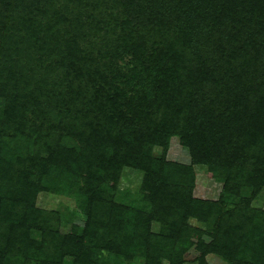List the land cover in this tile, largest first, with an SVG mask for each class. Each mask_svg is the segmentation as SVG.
Masks as SVG:
<instances>
[{"label": "trees", "instance_id": "1", "mask_svg": "<svg viewBox=\"0 0 264 264\" xmlns=\"http://www.w3.org/2000/svg\"><path fill=\"white\" fill-rule=\"evenodd\" d=\"M50 9L57 25L26 22ZM2 21L54 44L34 55L26 36H0V264H264V210L251 208L264 190V0H0ZM176 135L190 164L152 151ZM195 164L223 182L219 199L193 196ZM125 166L144 172L137 199L118 198ZM43 191L76 197L77 221L37 207Z\"/></svg>", "mask_w": 264, "mask_h": 264}, {"label": "rangeland", "instance_id": "2", "mask_svg": "<svg viewBox=\"0 0 264 264\" xmlns=\"http://www.w3.org/2000/svg\"><path fill=\"white\" fill-rule=\"evenodd\" d=\"M41 4H44V2H39ZM39 13H28V20L26 21L28 25L33 24L34 22L36 24H41L43 21L44 23L48 24H53L57 25L58 23V12L55 9H50L49 13L47 16L42 19L40 17ZM65 25H58L56 29L59 31L60 28L62 31H59V33L64 32L65 30H71L72 33L75 35L78 33V30H76L75 27H67L65 29ZM20 30L15 25H11V22H6L2 21L0 23V36L3 37L5 40L7 38H11L13 41H16L18 43V40L22 38L21 36H26L27 41L26 45L23 43H18L19 46L26 50V48L32 52L34 55H39V51L41 48H44L46 52H50L51 48L54 44V38L52 36V33H46V36L44 33H38L37 35L33 37H29L31 33L27 34L28 32L25 33V29L19 26ZM25 33V34H24ZM27 34V35H26ZM69 35V34H66ZM65 35V36H66ZM63 36V38H65ZM79 39L81 37L79 36ZM26 47V48H25ZM65 47V45L63 46ZM63 49V48H62ZM62 49H58V53L61 54ZM44 51V52H45ZM23 56V54H20ZM49 54L46 53L45 56L43 57L44 60L47 63L50 64H56L58 62V56L54 55L51 58L48 56ZM9 70V69H8ZM44 75H51V73L46 72L45 70L43 71ZM188 117V114L182 115V121H184ZM183 123V122H182ZM6 130L5 132H2L3 135V142L7 146H11V149H14L15 143L12 144L13 142V133L16 132V127L12 124L9 123L6 125ZM15 128V129H14ZM53 137V136H52ZM47 140V143L50 141L49 145L52 147H59L61 144L65 145L68 144L69 140H71L69 137L64 136V139L61 140H55V138ZM3 143V145H4ZM12 144V145H11ZM74 144H72L73 146ZM3 147V146H2ZM39 146L36 147V150H39ZM7 151L9 152V148L7 150H4L0 154H5L8 155ZM153 153L155 156H165L166 159L170 161H178L180 163H191V156L189 154L188 149L182 145L181 140L179 136H173L169 140L168 146L164 145H156L153 148ZM43 156H47V153H43ZM12 155H10L11 157ZM1 157V155H0ZM195 172H196V181H195V186L193 188V196L196 198L200 199H212V200H217L219 199L222 190H223V182L220 180H217L216 178L210 176L208 173L207 167L202 164H195L194 165ZM143 179H144V172L142 170L130 167V166H125L124 170L122 172L121 178L119 179L118 183V198L122 199L125 194L132 195V197L137 199L140 197L142 194L141 189L143 185ZM7 186H10V184H7ZM76 197L71 196L70 193H50V192H41L38 196L36 205L37 207H40L44 209L48 213H53V212H60L63 214V216L69 217L73 216V212L77 209V202L75 200ZM251 208L257 209V210H264V190L261 191L260 195L256 197L255 199L252 200L251 202ZM54 215V214H53ZM55 219V222L57 226L60 227L61 231L63 232H68L70 226H71V221L68 222L67 218L60 217L61 219L58 221L57 217L58 215L53 216ZM73 219V218H72ZM74 219L77 221V215L75 214ZM257 220V219H256ZM189 223L193 224L194 226H198L203 228L204 225L200 221H198L196 218L192 217L189 219ZM197 254L199 252L197 251ZM196 255V251H193V256ZM207 260L209 264H229L226 260H224L221 256L215 254V253H209L207 255ZM143 264L144 259L143 257H136L134 261L131 264ZM184 264H197V262H190V261H185Z\"/></svg>", "mask_w": 264, "mask_h": 264}]
</instances>
